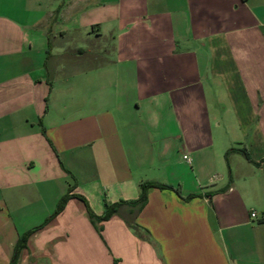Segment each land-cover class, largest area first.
<instances>
[{
	"label": "crops",
	"instance_id": "0c3cea01",
	"mask_svg": "<svg viewBox=\"0 0 264 264\" xmlns=\"http://www.w3.org/2000/svg\"><path fill=\"white\" fill-rule=\"evenodd\" d=\"M262 159L264 0H0V264H264Z\"/></svg>",
	"mask_w": 264,
	"mask_h": 264
},
{
	"label": "trees",
	"instance_id": "16d2710c",
	"mask_svg": "<svg viewBox=\"0 0 264 264\" xmlns=\"http://www.w3.org/2000/svg\"><path fill=\"white\" fill-rule=\"evenodd\" d=\"M104 51V50H103ZM96 52V51H91V52H88V51H81L79 53H77V56H78V59L79 60H84V61H91L95 64L93 65H89V66H86L84 67L85 69H88V70H92V69H97L98 67H100V65H102V63L105 62V55L108 53L107 49H105L104 52ZM50 45L48 46V49H47V58H46V65H45V68L47 70V74L48 73V68H49V61H50ZM70 56L69 55H66V56H63V58H69ZM232 153H239L241 156H243V158L249 162V163H252L251 161V158L249 156V153L247 152V150L245 148H241V149H229L227 150V152L225 153L224 155V158H225V161L228 162V157L232 154ZM264 162V159H262L259 163H256L255 165L259 166L260 163ZM150 188H156V189H159V190H169L171 189V187L167 186V185H162V184H158V183H143L141 184L140 186V195L138 197V199L134 200V201H129V202H126V201H120L116 204H112V205H107L105 207V210H104V213L101 217L97 218L98 220L100 221H104L106 219H108L111 215H113L120 207L122 206H128L133 215L135 216L137 213H139L143 207L145 206L146 204V201H147V197H146V191ZM223 190H221L220 192H223ZM70 197V195L67 193L64 197H62L58 204H57V207H56V210L55 212L53 213L52 216H55L56 214H58L64 207L67 199ZM79 199H81L85 204V200L80 197ZM87 206V204H86ZM87 209H88V213H89V217L91 219H96V217L93 215V213L89 210L88 206H87ZM134 216L133 218H131L130 221H127L126 224L129 228L131 229H134L136 228L137 226L133 223V220H134ZM259 223H264V219H261L259 221ZM29 234H26L24 237H22L16 247H15V250H14V254H13V258L10 262V264H17V261H18V256H19V253L21 250L24 249L25 247V238L28 236Z\"/></svg>",
	"mask_w": 264,
	"mask_h": 264
},
{
	"label": "built area",
	"instance_id": "2783aa9c",
	"mask_svg": "<svg viewBox=\"0 0 264 264\" xmlns=\"http://www.w3.org/2000/svg\"><path fill=\"white\" fill-rule=\"evenodd\" d=\"M182 160L185 162V163H187V164H191V160H190V158L188 157V156H183L182 157ZM250 218L251 219H255L256 218V215H255V213H251L250 214Z\"/></svg>",
	"mask_w": 264,
	"mask_h": 264
},
{
	"label": "rangeland",
	"instance_id": "374dc122",
	"mask_svg": "<svg viewBox=\"0 0 264 264\" xmlns=\"http://www.w3.org/2000/svg\"><path fill=\"white\" fill-rule=\"evenodd\" d=\"M78 40H80V41H81V40H82V37H81V36H79V37H78ZM85 66H86V65H85L84 63H83V64H80V67H81V68H84ZM80 67H79V68H80Z\"/></svg>",
	"mask_w": 264,
	"mask_h": 264
}]
</instances>
